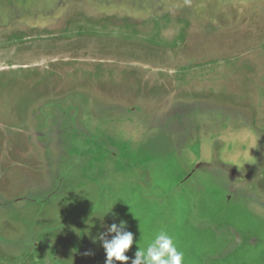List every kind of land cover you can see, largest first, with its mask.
I'll return each mask as SVG.
<instances>
[{"label":"rangeland","instance_id":"374dc122","mask_svg":"<svg viewBox=\"0 0 264 264\" xmlns=\"http://www.w3.org/2000/svg\"><path fill=\"white\" fill-rule=\"evenodd\" d=\"M120 221L264 264V0H0V264H105Z\"/></svg>","mask_w":264,"mask_h":264},{"label":"clouds","instance_id":"9594fccd","mask_svg":"<svg viewBox=\"0 0 264 264\" xmlns=\"http://www.w3.org/2000/svg\"><path fill=\"white\" fill-rule=\"evenodd\" d=\"M112 208L105 215L110 213ZM125 229L126 222L120 221L119 224L106 226V231L93 237V242L99 240L105 250V264H184V252L178 248L174 237L164 229L159 230L146 246L140 245L139 239L134 255H126L133 246L134 234Z\"/></svg>","mask_w":264,"mask_h":264}]
</instances>
